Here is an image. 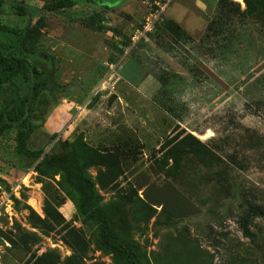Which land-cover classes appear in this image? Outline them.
<instances>
[{
    "label": "rangeland",
    "instance_id": "1",
    "mask_svg": "<svg viewBox=\"0 0 264 264\" xmlns=\"http://www.w3.org/2000/svg\"><path fill=\"white\" fill-rule=\"evenodd\" d=\"M74 1L5 0L0 13L52 57L56 85L25 151L17 130L0 137V264H264V218L244 226L240 209L264 210V7ZM72 152L92 209L51 163Z\"/></svg>",
    "mask_w": 264,
    "mask_h": 264
},
{
    "label": "trees",
    "instance_id": "2",
    "mask_svg": "<svg viewBox=\"0 0 264 264\" xmlns=\"http://www.w3.org/2000/svg\"><path fill=\"white\" fill-rule=\"evenodd\" d=\"M5 0H0V13ZM247 11L251 10L250 0H244ZM264 7V0H255ZM227 3V1H225ZM76 6L74 0H48L45 10L59 12L72 9ZM109 8V7H108ZM246 12V11H245ZM20 16H27L24 7L17 8ZM246 13H243L245 15ZM174 35L191 40L189 36L180 32L175 26ZM36 27L33 30L35 31ZM25 33L16 29L8 28L0 24V92L8 87L10 99L0 107V137L10 130L18 131L19 149L25 151L27 142L38 125L33 117L35 105L43 90L55 91L54 61L43 51L26 50L24 48ZM23 77L29 86L28 94L22 96L14 79ZM56 168L63 171L69 182L80 193V204L86 209L93 208V185L88 181L78 165L75 153H70L62 158L51 162ZM225 190L226 187H224ZM244 226L249 218H264V210L258 207L240 204ZM104 235V244H109V228L102 217L99 220ZM113 250L118 254L126 253L124 249L114 245Z\"/></svg>",
    "mask_w": 264,
    "mask_h": 264
},
{
    "label": "built area",
    "instance_id": "3",
    "mask_svg": "<svg viewBox=\"0 0 264 264\" xmlns=\"http://www.w3.org/2000/svg\"><path fill=\"white\" fill-rule=\"evenodd\" d=\"M152 18H150L151 20H148V23L146 24V26L143 29L144 31L145 30H151V28L153 27V19Z\"/></svg>",
    "mask_w": 264,
    "mask_h": 264
}]
</instances>
